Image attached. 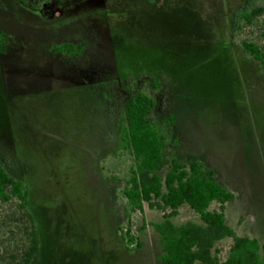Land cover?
<instances>
[{
  "label": "rangeland",
  "instance_id": "obj_1",
  "mask_svg": "<svg viewBox=\"0 0 264 264\" xmlns=\"http://www.w3.org/2000/svg\"><path fill=\"white\" fill-rule=\"evenodd\" d=\"M261 1L79 0L77 24L56 28L72 19L54 20L66 1L0 0V155L30 188L33 264H161L160 211L133 215L138 245L118 231L128 160L117 142L138 90L170 128L169 156L213 167L235 193L227 223L264 241V69L241 48L245 39L264 52L262 18L235 27ZM75 39L77 55L52 51ZM188 219L187 207L173 218ZM230 243H217L221 259Z\"/></svg>",
  "mask_w": 264,
  "mask_h": 264
},
{
  "label": "trees",
  "instance_id": "obj_2",
  "mask_svg": "<svg viewBox=\"0 0 264 264\" xmlns=\"http://www.w3.org/2000/svg\"><path fill=\"white\" fill-rule=\"evenodd\" d=\"M235 27L262 18L260 36L264 40V0L238 12ZM60 47L79 51L65 43ZM243 51L264 69L263 48L250 40H241ZM154 100L138 90L128 101L117 148L128 160L121 193L126 201L127 223L119 227L126 246L138 245L131 223L144 206L162 213L153 222L161 242V264H264V241L238 234L226 221V205L235 193L218 178L216 170L198 158L169 156L166 145L170 134L167 122L151 116ZM187 207L197 220L177 223L180 208ZM231 238L224 257L217 243ZM40 249V238L30 207V188L11 173L0 155V264H33Z\"/></svg>",
  "mask_w": 264,
  "mask_h": 264
},
{
  "label": "flooded vegetation",
  "instance_id": "obj_3",
  "mask_svg": "<svg viewBox=\"0 0 264 264\" xmlns=\"http://www.w3.org/2000/svg\"><path fill=\"white\" fill-rule=\"evenodd\" d=\"M64 1H66L67 6H69V7L67 9L59 8V14L54 17V20L59 21L60 18L67 16V14L72 16V19L67 21L66 24L63 22H59V24L56 26V28H58L62 25L71 26V25L77 24V22H78L77 19H75L73 17V15H75V13L78 11L77 3L79 0H64ZM67 11H69V12H67ZM65 43L78 45L79 48L81 49V42L79 40L75 39V40H63L59 43H53L55 45L52 46V51L58 55H63L64 57H67V58H70V57L77 55L79 53L80 49H79V51H76L74 53H70V50L60 47L62 44H65Z\"/></svg>",
  "mask_w": 264,
  "mask_h": 264
}]
</instances>
